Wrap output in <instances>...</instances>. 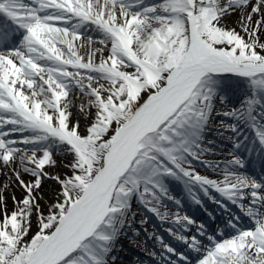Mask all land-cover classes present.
Returning a JSON list of instances; mask_svg holds the SVG:
<instances>
[{
	"label": "snow or ice",
	"instance_id": "snow-or-ice-1",
	"mask_svg": "<svg viewBox=\"0 0 264 264\" xmlns=\"http://www.w3.org/2000/svg\"><path fill=\"white\" fill-rule=\"evenodd\" d=\"M226 74L247 87L238 106L223 94ZM217 117L230 159L207 161ZM241 149L264 163V0H0V264H116L121 237L138 233L134 201L161 221L196 223L167 210L169 179L229 213L223 239L203 224L191 237L168 230L195 264H264V177L242 171ZM44 180L56 187L42 205ZM12 184L22 198L5 195ZM153 238L162 264H191Z\"/></svg>",
	"mask_w": 264,
	"mask_h": 264
},
{
	"label": "bare ground",
	"instance_id": "bare-ground-1",
	"mask_svg": "<svg viewBox=\"0 0 264 264\" xmlns=\"http://www.w3.org/2000/svg\"><path fill=\"white\" fill-rule=\"evenodd\" d=\"M230 77L233 78L232 84L230 82L225 83V80L229 79ZM222 83H223V87L225 88V92L223 94L227 98V103H229L231 105V107L238 106L240 101H241L240 100V97L242 96L241 94H244L247 92V87H246L245 83L241 79H239V78H237L231 74H226L223 77ZM75 118L76 117H75V112H74L73 119H75ZM217 122H219V121H217ZM83 124H84V121L81 120V126L82 127H83ZM227 134L232 135V133H230V132ZM248 136H249V138H251V135H249V133H248ZM214 150H215V152L223 155V156H221L222 161L230 159V157L228 156V152L232 150V147H230V146L226 147L225 146V147H223V150H221V149H218V150L214 149ZM236 154L243 156L246 159V161L250 160V162L246 163V167L243 170L247 171L253 177H259V178L264 177V163H262L261 160L255 156V154H253V156L251 158H249L247 152H245L243 149L238 150ZM204 157H213V156L212 155H205ZM56 159L58 161L63 160L66 162L67 158H65L64 156H57ZM193 167H194L195 171L201 175L209 176L210 178H213V179H223V177L221 175H219L218 172L216 170H214L213 168L209 169L210 173H206L202 169H196L194 164H193ZM46 170L51 172V173H56V172H61L64 169L62 166L58 165L57 168H54V169L48 168ZM23 178L25 180L29 179V177L27 175H25ZM4 180H5V177L2 174H0V184H2ZM169 180H171L174 183H177V185L173 184L174 187L178 190L181 189V191L184 193V195H186V200H182L179 205L171 202L170 203L171 209H167V210L173 214L177 213L176 212L177 209L180 210V208L181 209L185 208V209H188L189 211L194 210L195 209V207H194L195 202L192 200L191 196L188 194L184 185L179 181H176L173 179H169ZM55 187H56V185L50 180H47L45 183L42 184L41 189H44L45 191H47V192L43 193L44 200H43V203L41 202L42 205L44 204L45 201H47L49 199L51 191ZM22 191H23V189L20 188L18 185L12 184V186L9 188L8 192L5 193V195L10 197L12 194H15L17 198H22L24 195V193H22ZM197 194H198L199 198L201 199V202H204V200H202L204 198L203 192L197 193ZM211 195L220 199L222 201V203H225L228 207L232 208L233 210H229L230 213L236 215L235 214L236 210L233 208L234 206L230 205L231 202L225 201L224 198L220 197V194L215 192L214 189L211 191ZM13 208H14L13 202L11 201V199H9L8 200V211L11 212L13 210ZM230 208H228V209H230ZM208 211L211 215H209L208 217L205 216V218H204V216L202 215L203 214L202 212H200L199 210H195V213H196L195 216L199 220V222L197 221L196 224L201 223V224L206 225V229L208 231V234H213L216 237H218V239L226 238L228 235L225 236V234L227 232H229L230 230L225 229L224 225H225L227 219L229 218V213L226 212L224 208H222L219 204L215 203L214 201H212L209 204L205 203V212L204 213H208ZM190 214H192V213L190 212ZM0 219H2V217H0ZM33 220L35 221V217H33ZM33 223H35V222H33ZM247 223L248 222L246 219H244V220L241 219V226H243V227H253L254 226L253 224L251 226H248ZM192 225H187V227L183 228V230L189 229L191 236L197 235V229L196 230L193 229ZM221 231H223V236L220 235ZM202 239H204V242L207 243L206 237H204ZM174 242L178 243L179 248H181L182 251L184 252V254H186L189 257V260L192 258L196 259L195 256H197V253L192 252L190 249H188L183 242L177 240L176 238H175ZM156 247L161 249L160 245L156 246ZM153 261H154V264H159L160 262H162L161 257H159L158 259H153Z\"/></svg>",
	"mask_w": 264,
	"mask_h": 264
},
{
	"label": "rangeland",
	"instance_id": "rangeland-1",
	"mask_svg": "<svg viewBox=\"0 0 264 264\" xmlns=\"http://www.w3.org/2000/svg\"><path fill=\"white\" fill-rule=\"evenodd\" d=\"M228 82H230L232 84L233 78L230 77L229 79L225 80V83H228ZM241 95L242 96L240 97V100L243 99L245 93L241 94ZM227 104H228V107H231V105L229 103H227ZM219 119L220 118L217 117L213 121L212 127L208 131L206 139L215 141V144L209 145V147H212L213 149H217V150L218 149L223 150V147L231 146L230 143H232V141L227 138V137L231 136V134H227L229 132H226V134H224L223 137H221L217 134L216 125L218 124L217 121H219ZM229 122H231V121H229ZM212 156L213 157H203V159L207 160V161H219V160L222 161V157H221V156H223L222 154L216 152V155H212ZM193 162H194L193 164L195 165L196 169H202L204 172L210 173L209 167H206L204 164H201L198 161H193ZM244 172H246V171H244ZM247 174L250 175L249 173H247ZM46 181L47 180H44L43 183H45ZM41 192L43 194L47 191H45L44 189H41ZM22 193H24V191H22ZM170 193H171L170 195L172 196V192H170ZM175 197L176 196L174 194L173 198H175ZM204 198H207V196ZM169 201L170 200H164V204L166 205V207H169L168 206L169 204L167 203ZM41 202L43 203V201H41ZM234 206H236V205H234ZM201 208L203 209L204 206L202 205ZM236 208L238 210H240V208L238 206H236ZM231 210H233V209L231 208ZM133 211L136 213L135 223L133 224V228L137 229L138 233L134 235L133 230L130 228V229H127L128 235L121 237V239L118 243V246H117L118 250L114 253V255H116L118 257L116 260V264H152V262H153L152 259L153 258H159V253L162 251L159 248H156V250L153 249L155 247L154 245H156V246L160 245L153 238L155 235L162 237L163 240L166 243L170 244L171 246L175 245L176 247H178L177 243H174L175 239L171 238V240L173 241V243H172L171 240H167L166 237H163L164 235L161 233L160 228H162V230H164L165 232L168 233L167 236H169V233H171L168 231L169 229H172L173 231L178 230V231H180L181 234L188 236V237L191 236L190 230L187 229V230L182 231L183 228L180 225L173 223L172 217H169L168 219H166L168 221H165V220L160 221V219H158V217L154 213L147 211L142 206L133 207ZM177 213L180 216H184V215L188 216V214H184V212H182V210H179ZM177 213H174V214H177ZM243 213L244 212H242L240 210V214L243 215ZM206 214L211 215L209 212ZM190 218L195 221V218L194 219L192 217H190ZM145 219H146V223L141 224L140 221L145 220ZM246 220H249V218L247 217ZM33 222H35V221L33 220ZM33 225L35 227V223H33ZM199 225L200 224L195 223L192 225L193 226L192 228L197 229V227ZM152 252L157 253V255L155 257H153L151 255ZM178 252H180V251H178ZM195 257H196V259H194V260L192 259V261H190L191 264H195V261L197 259H199L198 254Z\"/></svg>",
	"mask_w": 264,
	"mask_h": 264
}]
</instances>
